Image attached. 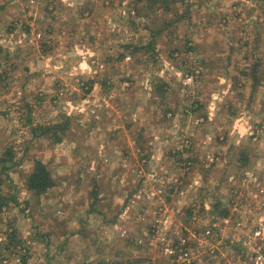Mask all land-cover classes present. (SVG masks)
<instances>
[{
  "label": "rangeland",
  "instance_id": "rangeland-1",
  "mask_svg": "<svg viewBox=\"0 0 264 264\" xmlns=\"http://www.w3.org/2000/svg\"><path fill=\"white\" fill-rule=\"evenodd\" d=\"M259 253L264 2L0 0V264Z\"/></svg>",
  "mask_w": 264,
  "mask_h": 264
},
{
  "label": "trees",
  "instance_id": "trees-1",
  "mask_svg": "<svg viewBox=\"0 0 264 264\" xmlns=\"http://www.w3.org/2000/svg\"><path fill=\"white\" fill-rule=\"evenodd\" d=\"M257 2H264V0H253ZM58 126H51V129H57ZM55 137V134H52ZM58 139V138H57ZM59 141V139H58ZM26 187L28 190L35 193L36 196L46 193L50 188L54 186V181L50 176L47 167L36 161L33 166L32 172L25 178ZM9 245L11 244V237H9Z\"/></svg>",
  "mask_w": 264,
  "mask_h": 264
},
{
  "label": "built area",
  "instance_id": "built-area-1",
  "mask_svg": "<svg viewBox=\"0 0 264 264\" xmlns=\"http://www.w3.org/2000/svg\"><path fill=\"white\" fill-rule=\"evenodd\" d=\"M205 234H210V232L209 233H205ZM259 235V232H257V233H255V235ZM186 242H185V240L183 241V244H185ZM181 245V244H180ZM181 246H183V245H181ZM188 248H185V246L183 247V251L181 252V250H179L178 251V256L181 258L180 260H182V263H185L186 261V257H188L189 256V251L187 250ZM168 252H169V254L170 255H173L174 253H175V250H174V252L173 251H171V250H168ZM211 253H214V251H211ZM181 254H182V256H181ZM188 261V260H187ZM253 264H264V257L259 253V254H256V256H253Z\"/></svg>",
  "mask_w": 264,
  "mask_h": 264
}]
</instances>
